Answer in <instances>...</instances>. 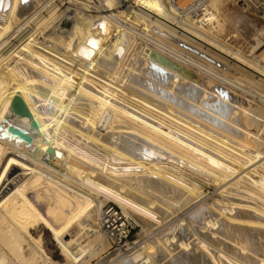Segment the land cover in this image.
<instances>
[{
	"label": "bare ground",
	"instance_id": "bare-ground-1",
	"mask_svg": "<svg viewBox=\"0 0 264 264\" xmlns=\"http://www.w3.org/2000/svg\"><path fill=\"white\" fill-rule=\"evenodd\" d=\"M37 1L0 0V47L6 49L0 50V264H31L36 259V253L42 249H38L40 240H35L37 237L34 239L30 231L35 224L50 231L62 255L77 262L85 250L79 240L73 247L71 243L75 237L63 240L62 231L76 223L82 233L95 235L97 230L91 226L90 216L95 209L99 212L104 202L109 201L120 208L116 201L125 202L126 209L122 211L127 217L132 211L143 218L148 217L150 227H156L176 213L171 202L198 192L206 196L205 189L196 185L202 179L220 192L227 191L226 197L231 198L234 191H238V196L264 205V149H261L264 141H258L250 132L246 135L242 129L249 143L253 142L258 148L256 154L251 155L246 150L249 147L246 139L235 138L234 141L233 136L230 141L238 145L233 147L224 140L227 137L224 133L216 132L215 127L227 129L236 103L231 102L226 93L225 97L224 92L206 91V79L180 64H191L215 78L216 72L207 64L182 55L173 45L178 39L201 49L214 48L218 53L209 51L219 60L242 71L247 69L243 73L264 80V68L260 63L227 51L199 29L214 18L213 12L202 15L201 8L209 7L214 11L219 2L171 0V12L179 18H189L191 25L181 20L173 24L170 19L161 17V4L154 8L150 3H161V0H105V6L95 8L92 17L69 6L71 9H65L64 18L48 30L45 27V33L38 38L31 37L33 33L22 38L24 40L18 45L15 43L20 38L7 43L10 41L9 37L4 38L7 30L17 21L21 26L30 21ZM120 14L125 19L143 23L150 31L149 35L141 36L143 33H135L132 26L121 24L117 18ZM221 14L215 18L222 20ZM220 26L223 25L217 19L215 25L206 30L217 32ZM133 34L160 50L134 49L131 57L136 59L135 69L131 72L129 68L127 79L125 67L119 83L113 84L111 77L117 76L123 53L128 49L126 44L131 37L135 39ZM136 52H140L139 57ZM262 57L264 49L257 54L258 61ZM239 85L237 82L233 87ZM230 109L233 115L228 118ZM235 121L238 122L237 118ZM54 128L60 136L53 132ZM67 137L77 145L67 142ZM79 144L94 153L87 152ZM169 164L178 166L180 172L166 166ZM121 165L128 168L123 169ZM182 171L192 176L190 180L194 184L186 183ZM123 177L129 181V188L123 183ZM38 184L42 195H47V187L54 188V200L65 210V217L38 204L40 200L35 199L36 193L41 191ZM134 191L144 198L136 197ZM195 198L190 197L188 204L197 202ZM232 200L216 198L210 204L207 202L208 208L205 205L208 211L194 213H197L195 221L201 222L197 226L202 233L195 234V241H191L194 246L188 242V236L184 237L187 241L182 237L177 240L175 235L158 240V244L160 241L167 246L174 243L171 247L179 249L171 257L167 253H163L165 256L159 254L168 256L162 259L163 264H264V210L260 209L264 207L258 208L257 203L252 205L249 201ZM224 233L231 240L228 241L230 245L223 247L227 252L218 245L225 240L218 238H224ZM143 246L127 255L122 253L124 258H119L117 264H154L149 253L152 245ZM157 256L154 255L158 260ZM160 263L161 259L157 264Z\"/></svg>",
	"mask_w": 264,
	"mask_h": 264
},
{
	"label": "rangeland",
	"instance_id": "rangeland-1",
	"mask_svg": "<svg viewBox=\"0 0 264 264\" xmlns=\"http://www.w3.org/2000/svg\"><path fill=\"white\" fill-rule=\"evenodd\" d=\"M103 1H105V0H91V1L90 0H70V1L69 0H66V1L65 0H38L33 5V8H32V12H34V15H33L32 19L30 21L26 22L25 24L23 23L22 26H21V22L20 21H17L15 23V25H13V27H10L7 30L6 34L4 35V38L7 39L9 37L8 40H10V41L7 42V43H10V42L12 43V41L14 42V41H16V40H18L20 38L15 43L16 45H18L19 43H22L21 41H23L26 38V36H28V35L30 36V34H33V33L34 34L31 35V37H34V38L37 37L38 38L40 35H42L43 33H45V30L46 29L48 30V28L51 27V26H53V25H55L57 23V21H60L61 19H63L64 18V15H65L64 12L66 10H68V9H71L70 7L73 6L72 7L73 10H76L77 9L78 11H81V13L83 12V14L84 13L85 14L88 13V14H90L89 16L92 17V15H94L93 11L95 10V8L97 9V7L105 6V4H104ZM170 2H172V1L171 0H161V3H159L158 1H151L150 3H151V5L154 6V8H157L156 5L158 6L159 4H161V8L162 9L159 10L160 11L159 12V15L161 17L164 16L163 18H165L167 20L170 19L169 21L170 22L172 21L173 24L175 22H177L176 20H181L183 23L191 25L192 24V21L188 22L189 21V18L183 17V19H182V18H179L180 17L179 15H176L173 12H171ZM217 2H219V4ZM73 3H75V4H73ZM114 3L113 4L116 5V2L115 1H114ZM216 3L218 4L217 5L218 7L216 6V8H218V9L215 8L216 9V12H217V13L215 12V14H214L215 9H214V11H212L209 7L201 8L202 9L201 10L202 11V15L205 14L206 12L208 14H210L211 12H213V17L214 18H212L209 22L208 21L205 22L202 25L203 27L200 26L199 29L201 31H204L203 33L204 34H207V36L209 38H212L218 44H220V45L224 46L225 48H227V51H230L231 53L233 52V54H239L242 58H245L246 60L251 61V62L253 61L256 64L257 63L258 64L260 63V66L262 68H264V57H262L259 61H258V58H257V54L259 53V51H261V49H264V0H216ZM114 5H112V6L114 8H116V6H114ZM67 7H69V8H67ZM83 7H86V9L83 8ZM50 12H51V14H50ZM161 12H163V13H161ZM219 13L220 14L222 13L221 15H219V16H222V17H220L222 20H220L219 17H217L218 16L217 14H219ZM59 14L61 15V17H60ZM166 15L168 16V18L166 17ZM215 15H217L216 18L220 21L221 25H223L222 27H224V25H225V27L222 29V31H221V28L222 27L220 26V28L217 29V32H215V31L214 32H209L206 29H207V27H210L213 24L215 25V21L217 20L215 18ZM50 16H52V17H50ZM224 17H226V18H224ZM117 18H118V20L120 22L122 21L121 24H123V25L125 24L129 28L132 26L133 28L132 27L131 28L133 30L135 29L134 30L135 33H137V34L140 33V35L143 33L141 36H145L144 33L149 35V32L150 31H147L145 29L146 26L144 27L143 23H139V21H137L135 19H132V18H128V17H126V19H125V16L123 14H120V16H117ZM171 18L172 19H175V20H172ZM47 19H48V21H47ZM93 19L94 18H92V20ZM123 20H124L125 23L123 22ZM46 21L49 22V24L48 23L46 24ZM221 21L223 22V24H222ZM37 22H39V23H37ZM210 23H211V25H210ZM144 24L147 25L146 23H144ZM192 26H194V25H192ZM195 26H196V24H195ZM45 27H46V29H45ZM90 27L93 29V25L90 24ZM205 31H207V32H205ZM29 32H31V33H29ZM215 33H216V37H215ZM133 36L135 37V39L133 37H131V40H129L127 42L128 44H126V46H127L128 49L125 50V53H123L124 55H123V61L122 62L125 63V64L121 63V65H120L121 67L119 66L120 69H118L117 74H116L117 76H114L113 75V77H111V79L112 78L113 79L110 80V81L113 84L114 83L115 84H118L119 83V80L118 79H120L121 76H122V74H124L122 72V70L125 69V67H126V69H128L126 78L127 77L129 78V74H130L129 68H130L131 72H132L133 69H135L133 66L136 67V59H134L135 60L134 61L132 59V57H133L132 55L135 53V50H136L137 47H139V51L141 50L140 48H146V47H150L152 49L155 48V50H160V49H157L153 44H151L147 40L141 38V36L135 35V34H133ZM22 38H24V39L22 40ZM130 41H133L134 43L133 42L130 43ZM176 41H177L178 44L176 42H174V43L172 42V43H173V45L177 46L176 49L179 50L182 55H189L193 59H195L198 63H202V64H205V65L207 64L208 66H210L211 68H213V70L216 72V76L217 77L216 78H215V76L211 77L212 75H207V73H204L203 71L197 69L195 66H191V64H188V63H185V62L182 63V61L179 60V63L180 62L182 63L180 65H183V67H187V68L189 67L188 69L191 70L192 72H195V73L197 72L198 75L200 74L199 76H201V78L203 80L206 79L207 80V83H206V80H205L206 86H204L206 91H208V92L213 91L215 94H217L218 92H222V93L224 92L225 97H226V94H227V98L229 97L230 98L229 100L230 101L232 100L231 102H233L234 104L236 103V106H234V108H233L234 115L232 113V109L229 110V113H228L229 115L227 114L228 115L227 116L228 118H229L230 114H231V116L233 115V117H230L229 118L230 119V123L228 124V127L230 126L233 129L228 128L227 126H226L227 129H221V128L215 127V129H217L216 132L224 133V135H226L227 136L226 138L228 139L227 140L226 138H224V140H226L228 143H230V145H232L233 147H235L237 145L236 142L234 143V142H231L230 141L233 138V136H235L233 138L234 141H236V139L237 140H240V141H246L247 139H246L245 136L248 135L249 132H250L249 133L250 135H252V134L255 135L256 138L258 139V141L259 140L260 141H264V80H262V78L261 79L258 78V77L256 78L255 75H252V74L250 75V73H249V75H248L247 72H246L247 74L246 73H243L247 69H244L245 71H242L241 69L236 68L235 66H231V65L227 64L226 62L219 60L213 54V52L218 53V51L216 49H214V48L209 47V50L213 51V52H210L209 50L201 49V48H199L197 46H192V45H190L189 43H187L186 41H183V40H178L177 39ZM15 44H14V46H15ZM129 44H131V46ZM14 46L12 48H14ZM0 50H1V52H4L6 49H5L4 46H2V47H0ZM139 53L140 52H138L136 54L137 57L140 56V55H138ZM132 61H133V63H132ZM1 63H3V62H1ZM127 65H129V66H127ZM130 65H131L132 68L130 67ZM238 69L241 70L242 72L239 71ZM217 72L220 75L224 76V78L227 77V79L225 78L226 80H224L222 77H220V75H218ZM245 74L248 75V78L249 77L250 78L248 79ZM218 76L220 77V79L218 78ZM116 78H117V80H116ZM228 78L231 79L232 81L229 80ZM253 78H254V80H253ZM221 80H224V81H221ZM235 80H236V83L239 82V84H240L239 87L240 88L238 86H237V88L236 87L235 88L233 87L236 84L234 82ZM225 81H228V82L225 83ZM229 81L230 82H233L235 84L230 83ZM208 83H210V84L208 85ZM230 84H231V86H230ZM245 90H247V91H245ZM238 104H239V106H238ZM239 107L241 109H239ZM235 110L237 112H235ZM255 115H256V117H255ZM235 116H237V117H235ZM233 118L235 120L237 118V121L238 122H236ZM235 122H236V124H234ZM233 125H235V126H233ZM51 127L53 129V123L51 124ZM235 128H237V129H235ZM205 129H207V128H205ZM242 129H245L243 133H245V132L247 133L245 136L242 133ZM56 130L57 129L53 130V132L55 133ZM222 130L223 131L224 130H227V131L223 132ZM214 131L215 130L212 129V132H214ZM228 131H230V132H228ZM235 131H236V133H235ZM57 132H59V131L57 130ZM237 133H238V135H237ZM56 135H59L60 136L61 134L60 133L59 134L57 133ZM230 135H231V137H230ZM69 139L70 138L67 137V139H66V140H68L67 142H69L70 144L77 145L75 141L73 142L72 139H71L72 141L69 140ZM222 139H223V137H222ZM249 141L250 140H247L246 142H247V144H248V146L250 148L247 147L246 150H249V152L251 153V155L252 154L255 155L256 154V151H258V148H256V146H255V144L253 142H250L249 143ZM250 144L251 145L253 144V145L251 146ZM80 146H82V145H80ZM82 147H83V149H86L87 152H89L91 154L94 153V152H90V149H88V148H86L84 146H82ZM261 149H264V147H262ZM166 166H168L171 169L174 168L173 171L179 169L178 166L175 167V165H174V167H172L170 164L169 165H166ZM120 167H122L123 169H125V168L127 169L128 168L127 165H121ZM175 172H180V170L175 171ZM182 172L185 173L184 176L186 177V179H184V177H183V179L186 181V183H188V184H194L190 180V177H192V176H190L189 174H187L188 173L187 170H186L187 173L185 171H182ZM199 180H200V178H199ZM123 183L125 184V186L127 188L130 187L129 186V181H127V179L124 178L123 179ZM41 185H44V184L42 183ZM196 185H199L198 186V188L200 187L199 189H203V190L205 189V192L207 194L206 193H204V194H206V196L203 197V196L199 195V192L198 193L191 194L190 195L191 198H195L198 195L201 196L200 199H198L196 197L198 200L194 204H192L193 202H189V204H188V201L190 199L189 196H188L189 198L186 197L184 199V197H182V198H179L180 200L171 202V205L177 211H176V213L173 216L172 215H169V217H167V219H165L167 222L164 223V224L163 223L160 224L161 227H160V225H157L156 227L155 226H153V227L151 226L150 227L151 222H149L148 217H144L143 218L142 216H139L138 214H136V213H134V212L131 211L130 212L131 213V216H129V218L133 221V223L135 225V229L133 230V232H132V234L130 236V239H129V245H131V250L128 251V252H132V251L138 249L140 246L142 247L143 245L144 246H147L148 244H150V245H152V248L149 250L150 251L149 253H150V257H152V259H153V263L154 264H157L158 262H160V259H161V263L163 264V262H165L164 261L165 260L164 258H166V257L168 258V256L161 257L160 255H164L165 253H167V254H169V257H171L172 255L176 254L179 251V249L178 248L173 249V247H171L172 245H174V243H170V245H169L170 247H169V246H167L168 244H163L160 241L159 242L160 245H159L158 243H156V242H158V240H162L164 238H169L172 235H175L177 240L180 239V237H182V238H184L185 236H186L185 238H188L189 237L188 238V242L190 241V243H191V241H195L193 239V238L196 237L195 234L196 233H199V235H200V233H201L199 231L200 230L199 226H197V225L201 224V222H198L197 223L195 221V215L197 213L204 212V210H206L208 208V203L210 204V202H212L214 199L221 198V197H222V199L223 198L224 199L226 198V199H229V200H232L233 197L234 198L237 197L236 199H233L232 201H240L244 197V196L243 197L242 196L241 197L238 196V195H240V192L234 191L235 193H233V195H232L233 197L231 196L232 199L229 196H228L229 197L228 198V197H226L227 196V191L226 192L225 191L224 192H220V190L218 188H216L212 183L209 184V185H207L206 182H204L203 179H202V181L200 180L199 183H196ZM37 186L41 190L40 193H36V196H35L36 197L35 198L36 200H38V201L40 200L39 203L38 202L37 203L39 205H41L42 207L44 206L43 208L46 207L45 208L46 210H49L50 209L51 211H54V213L56 212L57 215L60 212V214L63 217H65L66 216L65 210L63 208H61L60 205H58L56 203V200H54V197L56 196V193L54 194V192H55L54 188L53 187H50V186L47 187V190H46L47 195H45V194L42 195L43 191H42L41 186L39 184ZM211 192H213V193H211ZM218 192L220 194H218ZM134 193L136 194V197L144 198L139 193H137L135 191H134ZM224 194H226V195H224ZM41 195H42V197H41ZM48 195H50V196H48ZM220 195H224V197L223 196H220ZM196 198H195V200H196ZM195 200H193V201H195ZM41 201L42 202L44 201V202L42 203ZM242 201H247V202L249 201L250 204L252 202V205H253V203H254V205H255V203H257L256 206L258 208L264 207V205H262V203H260V202H254V201L249 200V199H245V197H244V199ZM116 202L121 206V208H122L121 210H125L126 209L125 208V202H120L118 200ZM155 202H156V205L159 203L157 200ZM105 203H111V202L106 201L103 204H105ZM205 205L207 206V208H206ZM178 207H179V209H178ZM201 207H202V209H201ZM260 209L261 210H264V208H260ZM58 210H60V211H58ZM198 210L199 211L201 210V211L198 212ZM206 211H208V209ZM96 212L97 211L95 209V212L93 211L91 213V216H90L91 226L93 227V229L97 230L96 233H95V235H92V236L91 235H87L85 232H83L84 233L83 234L77 228V224L76 223H73L72 225L68 226L66 229H64L62 231L61 237L63 236L62 237L63 240H67V239H70L72 237H75V238H73L75 240V242L73 240V242L71 243L73 245V247L76 246V244L78 242H80V244L82 245L83 249L85 250V252L80 255L79 260L77 262H73L71 259L66 258L64 256V254L62 255L61 251H59L60 250L59 244L54 240V238H53L52 234L50 233V231L47 232V231L44 230V228L42 227V225L35 224L34 227L30 231H31V234H32V236H33L34 239L37 237L35 240H37V241L40 240L39 241L40 243L38 242V245H39L38 246V249L39 250L42 249V251L36 253V259H34V261L31 264H117L119 262V258H120V260H122L124 258L123 256L124 255H127L128 252H126L125 254H123V256H121L122 255V252L120 253L118 251H114L113 248L110 247L109 241L106 238V236L103 235V233L100 230H98V227H97V213ZM195 212H197V213L194 214ZM216 217L217 216H215V219L217 220L218 218H216ZM192 219H194L193 220L194 222L192 221ZM182 220H183V222H182ZM189 221H190V223L191 222H193V223H191V224L189 223L188 224ZM179 223H180V225H179ZM74 224H75V226H74ZM173 226H174V228H173ZM57 227H58V225H57ZM74 227H75V229H74ZM175 227H177V228H175ZM184 229H186V230H184ZM196 229H197V232H196ZM181 230H182V232H181ZM79 231H80L81 234L78 233ZM220 231H221V229H220ZM151 233H153V234H151ZM50 234H51V236H50ZM76 235H77V237H76ZM181 235H183V236H181ZM38 236H40V237H38ZM78 237H79V239H78ZM80 237H82V238H80ZM216 237H217V235H216ZM185 238L182 239V240L187 241V239H185ZM218 238L221 241H222V239H225L222 242H219L218 243L219 247L221 246L222 249L225 250L226 248H223V247H225L226 245H230L228 241H231V240L227 239L228 237H227V234H225V233H224V238L223 237L220 238L219 236H218ZM52 239H53L54 242L52 241ZM77 240H79V241L77 242ZM210 242H212V241L210 240ZM73 243H75V244H73ZM192 243H191V245L194 246L195 244L194 243L192 244ZM230 243H232V242H230ZM153 244H156V245H153ZM214 244H216V243H214ZM56 245H58V246H56ZM2 246L4 247V245H2ZM152 249H154V250H152ZM167 249H169V250L167 251ZM162 250H165L166 252H164V251L162 252ZM190 251H193V250H190ZM151 252L152 253L154 252L153 255H152ZM228 254L234 256V253L233 252L231 253L230 251H228ZM154 255L155 256H157V255L159 256V257L157 256V258H159L158 259L159 261L157 259H155ZM121 257H123V258H121ZM115 258H118V259L115 260ZM162 259H164V260H162Z\"/></svg>",
	"mask_w": 264,
	"mask_h": 264
},
{
	"label": "built area",
	"instance_id": "built-area-1",
	"mask_svg": "<svg viewBox=\"0 0 264 264\" xmlns=\"http://www.w3.org/2000/svg\"><path fill=\"white\" fill-rule=\"evenodd\" d=\"M97 227L106 236L114 251L126 253L131 250L129 239L135 225L119 206L113 203L103 204L97 212Z\"/></svg>",
	"mask_w": 264,
	"mask_h": 264
}]
</instances>
